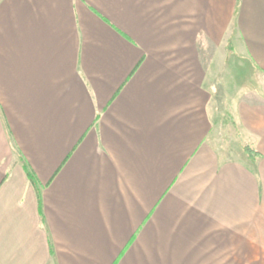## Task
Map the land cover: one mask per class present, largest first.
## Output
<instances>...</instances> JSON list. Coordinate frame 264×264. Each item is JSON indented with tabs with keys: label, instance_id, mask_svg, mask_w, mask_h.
<instances>
[{
	"label": "crops",
	"instance_id": "1",
	"mask_svg": "<svg viewBox=\"0 0 264 264\" xmlns=\"http://www.w3.org/2000/svg\"><path fill=\"white\" fill-rule=\"evenodd\" d=\"M0 264H264V0H0Z\"/></svg>",
	"mask_w": 264,
	"mask_h": 264
},
{
	"label": "trees",
	"instance_id": "2",
	"mask_svg": "<svg viewBox=\"0 0 264 264\" xmlns=\"http://www.w3.org/2000/svg\"><path fill=\"white\" fill-rule=\"evenodd\" d=\"M244 152L248 155V157L251 159H254V157L256 156L255 151H253L252 149H250L248 146H245L243 148Z\"/></svg>",
	"mask_w": 264,
	"mask_h": 264
},
{
	"label": "rangeland",
	"instance_id": "3",
	"mask_svg": "<svg viewBox=\"0 0 264 264\" xmlns=\"http://www.w3.org/2000/svg\"><path fill=\"white\" fill-rule=\"evenodd\" d=\"M228 52H229V51H228ZM230 60H231L230 53H228V62H230ZM244 72H245V70L242 71V75H244ZM239 78H240V76H239ZM239 82H240V81H239ZM239 82H238V83H239ZM241 83H242V82H241ZM230 144H231L230 148H233L234 150L238 149V147H237L235 141H233V143H230Z\"/></svg>",
	"mask_w": 264,
	"mask_h": 264
}]
</instances>
